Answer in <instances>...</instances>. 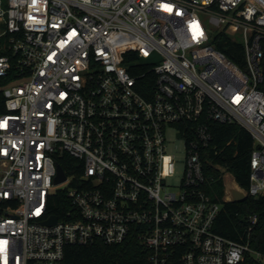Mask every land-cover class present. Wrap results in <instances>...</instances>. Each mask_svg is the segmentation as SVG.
Instances as JSON below:
<instances>
[{
  "label": "built area",
  "instance_id": "obj_1",
  "mask_svg": "<svg viewBox=\"0 0 264 264\" xmlns=\"http://www.w3.org/2000/svg\"><path fill=\"white\" fill-rule=\"evenodd\" d=\"M228 41L242 68L217 49ZM0 79V264H66L68 247L131 237L147 264H264L215 232L205 169L223 153L211 126L238 125L245 192L264 196V0H0Z\"/></svg>",
  "mask_w": 264,
  "mask_h": 264
},
{
  "label": "trees",
  "instance_id": "obj_2",
  "mask_svg": "<svg viewBox=\"0 0 264 264\" xmlns=\"http://www.w3.org/2000/svg\"><path fill=\"white\" fill-rule=\"evenodd\" d=\"M236 49L237 56L232 54V49ZM217 49L225 56L242 68L243 61L241 56V45L228 41L225 46L218 45ZM137 61L135 54L127 55L126 62ZM137 67H151L146 63ZM7 80L0 79V114L4 110V97L2 88ZM146 91L153 89V78L145 87ZM264 92V83L261 86ZM215 136V142L223 153L214 160V166H206L209 175H213L214 182L210 184L208 190L215 201L222 204L220 213L215 221L214 230L216 233L238 242H247L249 247L264 255V196L253 198L248 196L242 203H226L224 197L223 172H229L235 182L244 190L249 187V176L251 173L250 157L253 149V142L250 135L240 126L214 124L211 126ZM231 141L230 146L226 143ZM68 160L72 163L73 159ZM65 171L69 172L66 164L61 162ZM56 196L55 202L51 205L50 214L58 217L62 216L63 209ZM256 215L257 222L248 230L249 223L246 221L248 216ZM148 253L135 237H131L125 243L116 246H105L95 244L91 247L72 246L66 249V264H147ZM244 264H257L251 257H248Z\"/></svg>",
  "mask_w": 264,
  "mask_h": 264
},
{
  "label": "water",
  "instance_id": "obj_3",
  "mask_svg": "<svg viewBox=\"0 0 264 264\" xmlns=\"http://www.w3.org/2000/svg\"><path fill=\"white\" fill-rule=\"evenodd\" d=\"M58 176L55 183H60L65 180L64 172L61 167H58ZM224 180V197L223 201L226 203H242L247 199V193L234 180L233 176L225 171L223 175ZM57 222V217L52 216L44 223L47 225H54Z\"/></svg>",
  "mask_w": 264,
  "mask_h": 264
},
{
  "label": "rangeland",
  "instance_id": "obj_4",
  "mask_svg": "<svg viewBox=\"0 0 264 264\" xmlns=\"http://www.w3.org/2000/svg\"><path fill=\"white\" fill-rule=\"evenodd\" d=\"M151 60H155L157 61V58L152 57ZM167 139L169 141L168 144V148L170 151L176 152L180 161H179V165L177 168V177H179L181 175V168L183 166V157H184V153H183V141L182 140H178L176 138H174L173 136V132L169 131L167 134Z\"/></svg>",
  "mask_w": 264,
  "mask_h": 264
}]
</instances>
